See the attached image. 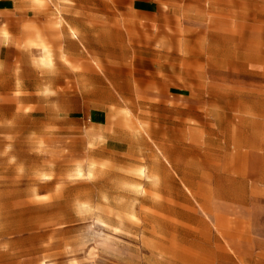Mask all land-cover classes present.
Returning a JSON list of instances; mask_svg holds the SVG:
<instances>
[{
    "label": "rangeland",
    "instance_id": "1",
    "mask_svg": "<svg viewBox=\"0 0 264 264\" xmlns=\"http://www.w3.org/2000/svg\"><path fill=\"white\" fill-rule=\"evenodd\" d=\"M35 5L1 52L0 264H264V0Z\"/></svg>",
    "mask_w": 264,
    "mask_h": 264
},
{
    "label": "crops",
    "instance_id": "2",
    "mask_svg": "<svg viewBox=\"0 0 264 264\" xmlns=\"http://www.w3.org/2000/svg\"><path fill=\"white\" fill-rule=\"evenodd\" d=\"M51 2L61 3L62 0H49ZM79 2L80 7L76 11L80 13L87 12V16L94 18L96 13L100 11V5L109 3H120L126 6L127 11H122L125 16L135 17L138 19H156V18H166L170 17V12L163 10V2L169 0H74ZM36 0H0V60L1 52L8 48V44L5 43L4 31L9 34H16L17 28H19L21 22L25 19L39 18L37 17ZM115 7V6H114ZM40 12H42L40 10ZM75 30L79 34L84 36V41L86 36L84 31L81 29H75L73 27L69 28V32ZM69 32L67 33L69 35ZM105 34V33H104ZM105 35H110L111 42L116 40L115 32H108ZM76 44L71 45L69 48L67 46H61V49L68 51L70 49H75ZM48 49L46 45H44ZM43 47V48H44ZM73 47V48H72ZM46 64V63H45ZM99 67V65L97 64ZM89 67V66H88ZM98 76H100L98 74Z\"/></svg>",
    "mask_w": 264,
    "mask_h": 264
},
{
    "label": "bare ground",
    "instance_id": "3",
    "mask_svg": "<svg viewBox=\"0 0 264 264\" xmlns=\"http://www.w3.org/2000/svg\"><path fill=\"white\" fill-rule=\"evenodd\" d=\"M70 35H71L72 38L76 39L77 41H79L81 43H84L83 39L81 38V36L76 31L72 30ZM47 57H50V52H49V50L46 47H44L43 51L41 53V58H42L43 61H45V60L48 59Z\"/></svg>",
    "mask_w": 264,
    "mask_h": 264
},
{
    "label": "clouds",
    "instance_id": "4",
    "mask_svg": "<svg viewBox=\"0 0 264 264\" xmlns=\"http://www.w3.org/2000/svg\"><path fill=\"white\" fill-rule=\"evenodd\" d=\"M8 150H10V146H9V149H6V151H8ZM14 159V158H13ZM43 179H45V180H50L51 179V177L50 176H45V177H43ZM35 191V190H34Z\"/></svg>",
    "mask_w": 264,
    "mask_h": 264
}]
</instances>
